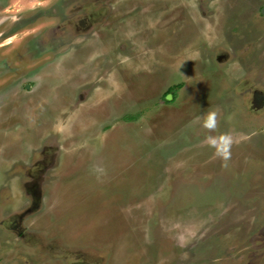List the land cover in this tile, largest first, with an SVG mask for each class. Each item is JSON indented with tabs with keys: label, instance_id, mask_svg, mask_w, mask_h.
Returning <instances> with one entry per match:
<instances>
[{
	"label": "rangeland",
	"instance_id": "obj_1",
	"mask_svg": "<svg viewBox=\"0 0 264 264\" xmlns=\"http://www.w3.org/2000/svg\"><path fill=\"white\" fill-rule=\"evenodd\" d=\"M0 264H264V0H0Z\"/></svg>",
	"mask_w": 264,
	"mask_h": 264
},
{
	"label": "clouds",
	"instance_id": "obj_2",
	"mask_svg": "<svg viewBox=\"0 0 264 264\" xmlns=\"http://www.w3.org/2000/svg\"><path fill=\"white\" fill-rule=\"evenodd\" d=\"M220 113L217 109H213L207 113L203 119L202 127L207 129L209 133L215 132L219 127ZM205 142L208 146L216 149L218 156L225 162L231 158V148L234 143L232 134L230 132H224L219 135L209 134L205 138Z\"/></svg>",
	"mask_w": 264,
	"mask_h": 264
},
{
	"label": "trees",
	"instance_id": "obj_3",
	"mask_svg": "<svg viewBox=\"0 0 264 264\" xmlns=\"http://www.w3.org/2000/svg\"><path fill=\"white\" fill-rule=\"evenodd\" d=\"M181 87V84H178L176 86H172L171 88H169V90L167 91V94L171 93L173 94V97L175 98L176 96V93H177V90L178 88ZM165 97V96H164Z\"/></svg>",
	"mask_w": 264,
	"mask_h": 264
},
{
	"label": "water",
	"instance_id": "obj_4",
	"mask_svg": "<svg viewBox=\"0 0 264 264\" xmlns=\"http://www.w3.org/2000/svg\"><path fill=\"white\" fill-rule=\"evenodd\" d=\"M170 96H171V95L168 94V95L166 96V98H167V99H170V98H171Z\"/></svg>",
	"mask_w": 264,
	"mask_h": 264
},
{
	"label": "bare ground",
	"instance_id": "obj_5",
	"mask_svg": "<svg viewBox=\"0 0 264 264\" xmlns=\"http://www.w3.org/2000/svg\"><path fill=\"white\" fill-rule=\"evenodd\" d=\"M9 147H10V146H9ZM9 147H8V148H9ZM13 149H14V148H13Z\"/></svg>",
	"mask_w": 264,
	"mask_h": 264
}]
</instances>
